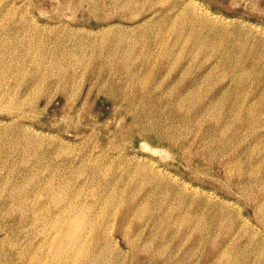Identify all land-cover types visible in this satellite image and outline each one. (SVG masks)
I'll return each instance as SVG.
<instances>
[{
  "label": "rangeland",
  "instance_id": "rangeland-1",
  "mask_svg": "<svg viewBox=\"0 0 264 264\" xmlns=\"http://www.w3.org/2000/svg\"><path fill=\"white\" fill-rule=\"evenodd\" d=\"M108 1L0 0V264H264V0Z\"/></svg>",
  "mask_w": 264,
  "mask_h": 264
},
{
  "label": "bare ground",
  "instance_id": "bare-ground-1",
  "mask_svg": "<svg viewBox=\"0 0 264 264\" xmlns=\"http://www.w3.org/2000/svg\"><path fill=\"white\" fill-rule=\"evenodd\" d=\"M86 1H88V0H86ZM110 1V0H109ZM109 1H108V3H109ZM114 1V0H113ZM118 1V0H117ZM77 2V1H76ZM104 3V2H103ZM111 3V2H110ZM189 3V2H188ZM76 4V3H75ZM88 5V4H87ZM105 5H107V3H105ZM113 5H114V3H113ZM116 5V4H115ZM80 6H82V5H80ZM102 6V5H101ZM117 6H118V4H117ZM195 6V5H194ZM193 6V7H194ZM108 7V6H107ZM110 7V6H109ZM197 7V6H196ZM199 7V6H198ZM105 8V7H104ZM112 8V7H111ZM201 8V7H200ZM203 8V7H202ZM87 9V8H86ZM118 9V8H117ZM195 9H197V8H195ZM127 10V9H126ZM192 10H194V9H192ZM200 10V9H199ZM120 11V10H119ZM124 11V10H123ZM206 11H208V10H206ZM126 12V11H125ZM127 12H129L128 10H127ZM210 12V11H209ZM197 13V12H196ZM130 14V13H129ZM201 15V14H200ZM207 15H208V12H207ZM214 15V14H213ZM206 17V16H205ZM212 18V17H211ZM207 19V18H206ZM217 18H215V21H217L216 20ZM223 19V18H222ZM228 19V18H227ZM219 20V19H218ZM213 23V22H212ZM215 23V22H214ZM180 29V28H179ZM264 33V32H263ZM115 37H118V36H115ZM124 40V39H123ZM121 42H122V40H121ZM126 49H128L129 50V48L127 47ZM130 49H132V48H130ZM127 52V51H126ZM128 54V53H127ZM132 54V53H131ZM130 55V54H129ZM2 58V57H1ZM42 59V58H41ZM1 62V61H0ZM1 66V65H0ZM5 66V65H4ZM1 70V69H0ZM4 70H5V68H4ZM243 76V75H242ZM243 78V77H242ZM244 78H246L245 76H244ZM2 79V78H1ZM243 81H244V79H243ZM87 89V88H86ZM2 91H3V89H2ZM88 93V92H87ZM7 94V93H6ZM9 94V93H8ZM105 94V93H104ZM5 96V95H4ZM101 98H104V97H101ZM15 101V100H14ZM76 101V100H75ZM116 101V100H115ZM23 102V101H22ZM100 102V101H99ZM6 103V102H5ZM4 103V104H5ZM15 103H17V101H15ZM105 103V102H104ZM106 104V103H105ZM121 104V103H120ZM15 106V105H14ZM65 106V105H64ZM105 106V105H104ZM120 106V105H119ZM4 107V106H3ZM5 107H6V105H5ZM20 107V106H19ZM72 107V106H71ZM87 107V106H86ZM7 108V107H6ZM79 109V108H78ZM69 110H71V108L69 109ZM81 110V109H80ZM79 110V111H80ZM84 110H85V108H84ZM99 110V109H98ZM111 110V109H110ZM78 111V110H77ZM67 112V111H66ZM76 113V112H75ZM89 113H90V111H89ZM103 113V112H102ZM74 114V113H73ZM77 114V113H76ZM43 115V114H42ZM62 115V114H61ZM69 115H72V114H69ZM90 115V114H89ZM99 115V114H98ZM79 116V115H78ZM62 117H63V115H62ZM67 117V116H66ZM75 117V116H74ZM111 117H112V115H111ZM76 118H77V116H76ZM79 118H80V116H79ZM119 118V117H118ZM75 119V118H74ZM81 119V118H80ZM124 119V118H123ZM96 120V119H95ZM95 120H93V121H95ZM116 120V119H115ZM118 120V119H117ZM59 121H61V119L59 120ZM92 121V122H93ZM98 122V121H97ZM97 122H95V123H97ZM54 123V122H53ZM108 123V122H107ZM112 123V122H111ZM73 124V123H72ZM102 124V123H101ZM22 125V127H25V126H23V124H21ZM27 126V125H26ZM89 127V126H88ZM109 131H110V129H109ZM25 132V131H24ZM39 132V131H38ZM37 132V133H38ZM32 133V132H31ZM40 133V132H39ZM39 133H38V135H39ZM36 135V134H35ZM35 135H34V137H35ZM29 136V135H28ZM33 136V135H32ZM40 136V135H39ZM38 136V137H39ZM37 137V136H36ZM29 138H31V137H29ZM143 142H145V141H143ZM142 148L144 149V151H146V150H149L148 148H149V146L148 145H142ZM157 152V151H156ZM146 156V155H145ZM147 157V156H146ZM145 160V159H144ZM148 160V159H147ZM147 160H145V161H147ZM142 162V161H141ZM144 162V161H143ZM149 162V161H148ZM145 163V162H144ZM152 163V162H151ZM144 165V164H143ZM144 167V166H143ZM186 185V184H185ZM183 186V185H182ZM187 188V187H186ZM63 207H65V206H63ZM71 211V210H70ZM59 213V212H58ZM68 214V213H67ZM66 216V215H65ZM67 216H69V215H67ZM61 217V216H60ZM55 218V217H54ZM64 219V218H63ZM80 219H82V217L80 218ZM70 220H71V218H70ZM91 220H92V218H91ZM53 221V220H52ZM62 223V222H61ZM64 223V222H63ZM87 223V222H86ZM90 223H92V222H90ZM89 223V225H91ZM226 223V222H225ZM68 224H69V229H68V232H67V235H68V237H69V239L68 240H70L73 244L78 240V236H79V233H80V230H81V227H82V223H81V221H79V220H73V221H70V222H68ZM52 225V224H51ZM51 225H50V227H51ZM61 227V226H60ZM60 227H58V228H60ZM65 227V226H64ZM89 227V226H88ZM67 228V227H66ZM87 229V228H86ZM96 229V228H95ZM84 230V229H83ZM90 230V229H89ZM56 231V230H55ZM58 231V230H57ZM49 232V231H48ZM59 232V231H58ZM82 232H84V231H82L81 230V233ZM80 233V234H81ZM255 233V232H254ZM55 234H57V233H55ZM256 234V233H255ZM254 234V235H255ZM54 237H55V235H53ZM53 236H51L52 238H53ZM81 238V237H80ZM84 239V238H83ZM82 239V240H83ZM48 240V239H47ZM50 241V243H51V240L52 239H49ZM65 240V239H64ZM79 241V240H78ZM77 241V242H78ZM60 242V241H59ZM63 242H65V241H63ZM73 244H71V245H73ZM82 244V243H81ZM47 245H49V244H47ZM70 245V246H71ZM76 245V244H75ZM70 246H65V245H63L62 243L60 244H58L57 246H56V248L54 249V251H55V253H59V254H61V252L63 251V250H65V249H68V248H70ZM75 248H76V246H75ZM142 249V248H141ZM236 249V248H235ZM46 250V249H45ZM75 250V249H74ZM79 250V249H78ZM48 252H49V250H47ZM51 251V250H50ZM68 251V250H67ZM46 252V251H45ZM53 252V251H52ZM232 252V251H231ZM72 253V252H71ZM233 253V252H232ZM224 254V253H223ZM72 255V254H71ZM71 255H70V257H71ZM233 255V254H232ZM52 256V255H51ZM57 256V255H56ZM55 256V257H56ZM54 257V258H55ZM229 257H230V255H229ZM228 257V258H229ZM65 258V257H64ZM227 258V257H226ZM42 259V258H41ZM59 259V258H58ZM226 260V259H225ZM39 262V261H38ZM66 262V261H65ZM225 263H227L226 261H224ZM54 263V262H53ZM38 264H40V263H38Z\"/></svg>",
  "mask_w": 264,
  "mask_h": 264
}]
</instances>
